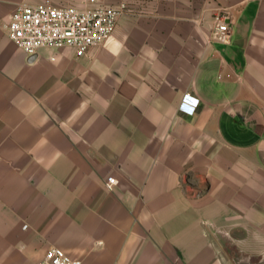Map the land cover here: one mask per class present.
Wrapping results in <instances>:
<instances>
[{
	"label": "crops",
	"instance_id": "0c3cea01",
	"mask_svg": "<svg viewBox=\"0 0 264 264\" xmlns=\"http://www.w3.org/2000/svg\"><path fill=\"white\" fill-rule=\"evenodd\" d=\"M40 1L0 0V264L50 246L84 264L264 262V0H97L123 13L81 57L9 38ZM221 12L229 42L211 39Z\"/></svg>",
	"mask_w": 264,
	"mask_h": 264
},
{
	"label": "built area",
	"instance_id": "2783aa9c",
	"mask_svg": "<svg viewBox=\"0 0 264 264\" xmlns=\"http://www.w3.org/2000/svg\"><path fill=\"white\" fill-rule=\"evenodd\" d=\"M97 0H85L82 6L55 5L53 0L22 2L13 10L7 24L9 38L25 53L36 54L42 48L70 49L77 57L84 56L91 48L105 44L113 34L124 6L99 5ZM228 12L215 15L211 39L229 42L231 26ZM56 56H52L55 59ZM200 99L186 93L180 109L194 114ZM116 183L114 176L108 184ZM26 227V225H25ZM34 264H84L83 260L57 246L47 248L43 258Z\"/></svg>",
	"mask_w": 264,
	"mask_h": 264
},
{
	"label": "rangeland",
	"instance_id": "374dc122",
	"mask_svg": "<svg viewBox=\"0 0 264 264\" xmlns=\"http://www.w3.org/2000/svg\"><path fill=\"white\" fill-rule=\"evenodd\" d=\"M230 255L232 257V264H264V262H254L247 259V256L241 254L236 248L230 247Z\"/></svg>",
	"mask_w": 264,
	"mask_h": 264
}]
</instances>
